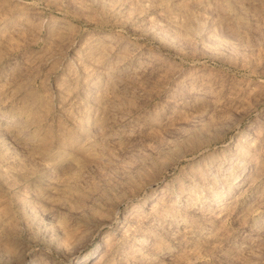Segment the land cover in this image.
Masks as SVG:
<instances>
[{
	"label": "rangeland",
	"instance_id": "374dc122",
	"mask_svg": "<svg viewBox=\"0 0 264 264\" xmlns=\"http://www.w3.org/2000/svg\"><path fill=\"white\" fill-rule=\"evenodd\" d=\"M264 264V0H0V264Z\"/></svg>",
	"mask_w": 264,
	"mask_h": 264
},
{
	"label": "bare ground",
	"instance_id": "6f19581e",
	"mask_svg": "<svg viewBox=\"0 0 264 264\" xmlns=\"http://www.w3.org/2000/svg\"><path fill=\"white\" fill-rule=\"evenodd\" d=\"M79 260H80L79 264H84L85 263L84 259H79Z\"/></svg>",
	"mask_w": 264,
	"mask_h": 264
}]
</instances>
